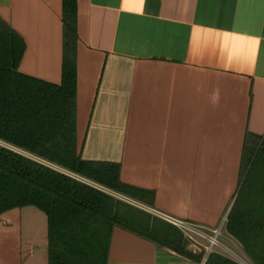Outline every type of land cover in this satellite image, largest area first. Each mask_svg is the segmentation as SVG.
Listing matches in <instances>:
<instances>
[{
    "label": "crops",
    "instance_id": "obj_1",
    "mask_svg": "<svg viewBox=\"0 0 264 264\" xmlns=\"http://www.w3.org/2000/svg\"><path fill=\"white\" fill-rule=\"evenodd\" d=\"M76 8L78 154L118 163L120 180L151 197L82 180L161 219L217 227L238 188L246 132L264 135V0ZM61 12L62 0H0V17L25 43L23 74L60 83ZM30 207L0 214V264H48L47 218L33 232ZM107 264L197 263L116 226Z\"/></svg>",
    "mask_w": 264,
    "mask_h": 264
},
{
    "label": "trees",
    "instance_id": "obj_2",
    "mask_svg": "<svg viewBox=\"0 0 264 264\" xmlns=\"http://www.w3.org/2000/svg\"><path fill=\"white\" fill-rule=\"evenodd\" d=\"M61 81L19 71L25 43L0 17V214L34 206L47 218L48 264H107L119 226L199 264L173 224L83 180L134 199L151 192L123 183L120 165L86 161L76 145V0H62ZM75 175L76 177L72 176ZM225 230L252 264H264V135L246 132L238 188ZM204 264H239L211 252Z\"/></svg>",
    "mask_w": 264,
    "mask_h": 264
},
{
    "label": "rangeland",
    "instance_id": "obj_3",
    "mask_svg": "<svg viewBox=\"0 0 264 264\" xmlns=\"http://www.w3.org/2000/svg\"><path fill=\"white\" fill-rule=\"evenodd\" d=\"M1 145L9 147L5 144H1ZM72 176L76 177L75 175H72ZM76 178H78V177H76ZM78 179H80V178H78ZM80 180H82V179H80ZM112 194L116 195L114 193H112ZM116 197H117V195H116ZM118 197H121V196H118ZM122 199H124V201H126L132 205L137 206L136 203H134L128 199H125V198H122ZM28 211L30 212V213L28 212V214L31 215L30 220L35 222V227L33 229V232L39 233L40 235H42L44 227H45V224H44L45 223L44 222L45 214L35 207H30V209H28ZM23 220H25V219H23ZM225 221H226V217L224 215L220 219V222L217 225V227H214V228H204L203 227V230L208 233V236H206V238L207 239L209 238V240H206V239H203L199 236L193 235V237L198 242L197 246H199V248L198 247L195 248L194 246H189L190 243L187 240V244H188L187 249H189V247H190V250L193 251V249H194L196 254L201 253L202 255H204L207 253L205 247H210V244H211L210 241L213 238H215L216 239L214 242L215 244L213 243L212 249H211L212 251L211 250H210V252L208 251L209 253L217 252L219 254H222L224 256L231 258L232 260L236 261L239 264H252L250 259L246 256V254L242 250L240 244L234 238H232L230 235L227 234V232L225 230ZM25 223H29V220L26 219L24 221V226H25ZM204 263H205V261H203V262L201 261L199 264H204Z\"/></svg>",
    "mask_w": 264,
    "mask_h": 264
},
{
    "label": "built area",
    "instance_id": "obj_4",
    "mask_svg": "<svg viewBox=\"0 0 264 264\" xmlns=\"http://www.w3.org/2000/svg\"><path fill=\"white\" fill-rule=\"evenodd\" d=\"M163 218H164V220H166L167 222L173 224L174 226H176L177 228H179L182 231L185 239L188 240L189 243H190L189 246H194L195 248H197V247L199 248V246H197L198 242L193 237V235H196V236H199V237H201L203 239L209 240V238L208 239L206 238V236H208V233L206 231H204L202 227H199V226H197L195 224H192V223H189V222L183 221V220H176V219H172V218H169V217H163ZM215 240L216 239L213 238L210 241L211 242L210 247H205L207 253L203 255L202 262L206 260V257L208 256L210 250L212 249V245L215 242ZM193 253H195L194 249H193Z\"/></svg>",
    "mask_w": 264,
    "mask_h": 264
},
{
    "label": "water",
    "instance_id": "obj_5",
    "mask_svg": "<svg viewBox=\"0 0 264 264\" xmlns=\"http://www.w3.org/2000/svg\"><path fill=\"white\" fill-rule=\"evenodd\" d=\"M158 246V245H157Z\"/></svg>",
    "mask_w": 264,
    "mask_h": 264
}]
</instances>
